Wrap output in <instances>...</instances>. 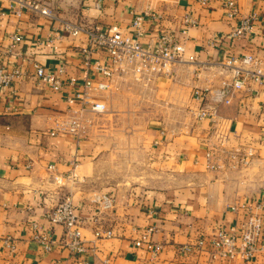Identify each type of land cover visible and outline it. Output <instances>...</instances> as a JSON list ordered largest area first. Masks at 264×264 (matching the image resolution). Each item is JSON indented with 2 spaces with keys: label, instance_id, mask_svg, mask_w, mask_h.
I'll list each match as a JSON object with an SVG mask.
<instances>
[{
  "label": "crops",
  "instance_id": "0c3cea01",
  "mask_svg": "<svg viewBox=\"0 0 264 264\" xmlns=\"http://www.w3.org/2000/svg\"><path fill=\"white\" fill-rule=\"evenodd\" d=\"M42 1L58 20L31 12L17 16L8 0H0V66H19L26 72L19 83L0 90V264H79L81 258L65 246L46 252L36 239L51 231L56 241L61 240L64 227L51 226L47 217L66 197L86 221V246L93 249L90 264H264V254L253 260H212L210 255L221 228H241L247 218L244 208L264 204V82H250L237 91L231 104L219 108L216 123L197 120L192 112L199 107L193 99L195 88H218L231 79L220 65L223 60L257 56L264 72V0H235L239 15L234 21L226 16L229 0ZM149 11L163 14L173 33L185 28L187 15L197 21L184 42L186 59L194 57V62L150 82H109L91 70L93 80L110 83L108 89L92 94L106 111L87 114L86 132L80 138L58 132L57 126L69 115L67 97L83 90L86 68L80 49L88 42L85 34L60 33L62 21L101 31L112 26L126 30L138 14ZM251 14L260 18L257 30L245 38H231L233 28ZM15 34L22 36L18 44L12 40ZM155 36L148 25L143 41ZM50 37L56 38L53 43ZM93 59L109 63L103 51ZM61 62L66 88L56 93L34 78L32 64L57 75ZM142 108L147 109L141 112L146 127L140 131ZM119 124L128 126L112 129ZM236 149L253 150L249 163L232 161L229 153ZM211 151L214 168L208 167ZM122 158H130V171L140 162L145 175L137 181L102 182L106 173L123 171ZM95 193L115 199L114 210L99 222L114 236L93 243ZM198 240L204 241L199 253L181 250ZM157 245L161 248L154 251Z\"/></svg>",
  "mask_w": 264,
  "mask_h": 264
},
{
  "label": "built area",
  "instance_id": "2783aa9c",
  "mask_svg": "<svg viewBox=\"0 0 264 264\" xmlns=\"http://www.w3.org/2000/svg\"><path fill=\"white\" fill-rule=\"evenodd\" d=\"M10 10L17 16L23 12H31L40 16L56 19L58 17L54 10L42 0H8ZM226 16L234 21L239 15L238 5L235 0H229L225 3ZM257 14H251L240 20L238 26L234 27L230 33L233 39H240L250 36L257 30L259 22ZM164 15L157 12H144L138 14L128 29H122L118 26H112L107 31L94 30L86 28L82 24L69 21H62L60 33L69 34L77 37L85 34L88 37L87 46L80 49V53L85 64V75L81 81L82 92L74 96H68L67 102L70 106L69 115L62 124L57 126L60 133H69L80 138L86 132V116L89 113L100 114L106 111V105L94 101L93 93L101 92L110 87V83L97 82L91 78L89 72L96 71L103 77L112 82L114 78H133L138 82H150L157 78L169 77L174 68L188 62H194V57L186 59L185 40L188 37L189 29L197 25V21L187 15L184 18V27L180 32L173 33L167 30ZM150 26L156 32V36L147 42L146 27ZM59 33H56L57 36ZM58 38V37H57ZM56 38L50 37L49 43H53ZM14 44L22 40L20 34L12 36ZM103 51L109 59L108 64H102L99 60H94L96 53ZM35 70L34 78L39 82L50 86L54 92H62L66 86L62 76L66 74V67L63 62L57 68V75L49 72L44 66L33 63ZM224 70L231 75L230 80H224L218 88H195L193 99L199 107L192 110L197 120H211L216 123L218 111L222 105H229L237 91L244 89L250 82L262 84L264 82V72L261 67L262 61L257 56L232 57L220 62ZM26 76V72L21 67L8 69L0 66V90L11 88L19 83ZM78 80L72 79L76 84ZM79 104V108H76ZM54 134V133H53ZM253 156V150L247 149L243 153L241 149L229 153V157L236 164H247ZM209 160L208 167L214 168L211 164L215 158V152L207 154ZM220 167V166H218ZM54 167L51 166L50 169ZM92 203L97 208V214L91 218L95 224L92 234L93 243L96 240L110 239L114 236L112 230H104L100 225L101 217L115 208V199L108 194L95 193ZM247 218L241 228H221L211 242L212 250L210 252L212 260L217 259H243L253 260L260 254H264V204L256 206H246ZM237 211V208H232ZM51 226L64 227V235L58 242L53 237L51 231L39 234L37 240L40 246L46 251L51 252L55 246L61 244L65 246L75 258H81L79 264H90L89 256L93 249H88V242L83 231L86 228V221L76 213V207L71 197H66L51 211L47 217ZM153 230H149L148 233ZM148 235L145 234V242ZM137 242L140 247L142 242ZM6 244L14 249V244L7 240ZM204 241L198 240L197 244H187L182 246L181 250L186 254H197L204 248ZM151 248V245H149ZM157 245L154 251L160 249ZM89 254V255H88Z\"/></svg>",
  "mask_w": 264,
  "mask_h": 264
},
{
  "label": "rangeland",
  "instance_id": "374dc122",
  "mask_svg": "<svg viewBox=\"0 0 264 264\" xmlns=\"http://www.w3.org/2000/svg\"><path fill=\"white\" fill-rule=\"evenodd\" d=\"M144 111H147V109L142 108L138 112L139 121H140L138 128L140 131H141V129L146 127V125L144 123H142L143 119L141 117V112H144ZM127 126L128 125H125V124H119V125L114 126L112 129L117 128L119 130H122L123 128H126ZM118 133H120V132H118ZM138 158H139V161L141 159H143L142 157H138ZM113 159L118 161V159H116L114 157H113ZM118 162L120 163V161H118ZM121 162L123 164V171H112V172L106 173L103 176L102 182H115L117 180L121 181L124 179L137 181V180H139L140 177L145 175V173L141 170L143 168V166L140 163L141 161L138 162L134 171H130V168L132 169V167H130V164H131L130 158H122ZM139 167H140V169H139ZM136 169H138V171Z\"/></svg>",
  "mask_w": 264,
  "mask_h": 264
}]
</instances>
